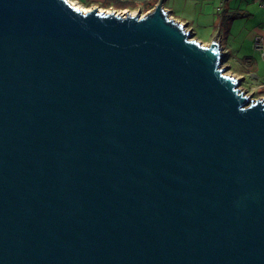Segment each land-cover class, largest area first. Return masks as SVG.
Wrapping results in <instances>:
<instances>
[{"label": "water", "instance_id": "1", "mask_svg": "<svg viewBox=\"0 0 264 264\" xmlns=\"http://www.w3.org/2000/svg\"><path fill=\"white\" fill-rule=\"evenodd\" d=\"M162 1L0 0V264H264V98Z\"/></svg>", "mask_w": 264, "mask_h": 264}, {"label": "crops", "instance_id": "2", "mask_svg": "<svg viewBox=\"0 0 264 264\" xmlns=\"http://www.w3.org/2000/svg\"><path fill=\"white\" fill-rule=\"evenodd\" d=\"M85 6L98 7L101 10H116L119 12H137L147 14L159 3V0H74ZM263 0H163L162 10L173 20L186 26L198 41L209 44L219 40L222 53L230 58L237 56L231 47L229 39L239 40L242 58L249 56L250 71L256 87L264 89V58L253 47L256 35L264 42V7ZM226 23L224 27L222 23ZM219 27L220 34L214 35ZM207 32L212 35L210 40ZM199 33L203 34L202 36ZM223 38L226 41H222ZM238 57V56H237ZM236 59V57H233ZM231 61V60H230ZM252 80V79H251Z\"/></svg>", "mask_w": 264, "mask_h": 264}, {"label": "rangeland", "instance_id": "3", "mask_svg": "<svg viewBox=\"0 0 264 264\" xmlns=\"http://www.w3.org/2000/svg\"><path fill=\"white\" fill-rule=\"evenodd\" d=\"M69 1L79 9H89L88 6L81 4V2H77L74 0ZM225 25L227 24L223 22L222 26L224 27ZM213 34H220V28L217 27L214 30ZM199 35L202 36L203 34L199 33ZM207 37H209L211 40L212 35L207 32ZM222 41H226V39L223 38ZM228 41L231 43V47L233 48V50L240 53L236 54L238 57L232 56L231 58L228 54H224V57L221 62L222 67H225L227 69V73L232 75L238 81L241 90H246V94L249 95V98L251 100L264 98V89L261 87H256V84L253 80V76L251 74L252 71L249 70L250 68L247 66V63L243 61L242 49L239 46L238 42L239 40L229 39ZM233 57H236V59H233Z\"/></svg>", "mask_w": 264, "mask_h": 264}, {"label": "built area", "instance_id": "4", "mask_svg": "<svg viewBox=\"0 0 264 264\" xmlns=\"http://www.w3.org/2000/svg\"><path fill=\"white\" fill-rule=\"evenodd\" d=\"M260 6L264 7V0L260 2ZM119 12V11H118ZM253 47L257 50L262 58H264V42L263 38L256 35L253 40Z\"/></svg>", "mask_w": 264, "mask_h": 264}, {"label": "trees", "instance_id": "5", "mask_svg": "<svg viewBox=\"0 0 264 264\" xmlns=\"http://www.w3.org/2000/svg\"><path fill=\"white\" fill-rule=\"evenodd\" d=\"M243 61L245 62V63H247V66L248 67H250V63H251V59H250V57L249 56H246V57H243Z\"/></svg>", "mask_w": 264, "mask_h": 264}]
</instances>
